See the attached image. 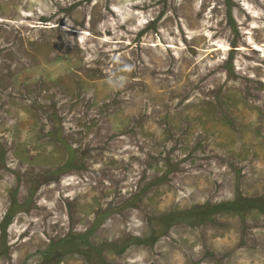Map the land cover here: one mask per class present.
<instances>
[{"label": "rangeland", "instance_id": "1", "mask_svg": "<svg viewBox=\"0 0 264 264\" xmlns=\"http://www.w3.org/2000/svg\"><path fill=\"white\" fill-rule=\"evenodd\" d=\"M263 206L264 0H0V264H264Z\"/></svg>", "mask_w": 264, "mask_h": 264}, {"label": "trees", "instance_id": "2", "mask_svg": "<svg viewBox=\"0 0 264 264\" xmlns=\"http://www.w3.org/2000/svg\"><path fill=\"white\" fill-rule=\"evenodd\" d=\"M244 202V201H243ZM251 202H253V204L254 203H258L259 201L258 200H253V201H251ZM229 203L228 204H222L221 205V208L222 209H228V207H229ZM231 206V205H230ZM233 207V206H232ZM231 207V208H232ZM264 207V206H263ZM236 210H237V208H235ZM235 209H233V210H235ZM260 209L264 212V208L262 209L261 207H260ZM203 210H204V212L205 213H203L204 215H206V214H212V213H214L216 210H218V208L217 207H215V206H212V207H209V208H203ZM166 219H168L167 217H165V218H163V220H166ZM10 220V219H9Z\"/></svg>", "mask_w": 264, "mask_h": 264}, {"label": "clouds", "instance_id": "3", "mask_svg": "<svg viewBox=\"0 0 264 264\" xmlns=\"http://www.w3.org/2000/svg\"><path fill=\"white\" fill-rule=\"evenodd\" d=\"M123 68H124L125 70H130V69H131V65H129V64H124V65H123ZM109 83H111V81H109Z\"/></svg>", "mask_w": 264, "mask_h": 264}, {"label": "bare ground", "instance_id": "4", "mask_svg": "<svg viewBox=\"0 0 264 264\" xmlns=\"http://www.w3.org/2000/svg\"><path fill=\"white\" fill-rule=\"evenodd\" d=\"M76 57V56H75ZM45 174V173H44ZM36 203V202H35ZM92 229H93V227H92Z\"/></svg>", "mask_w": 264, "mask_h": 264}]
</instances>
